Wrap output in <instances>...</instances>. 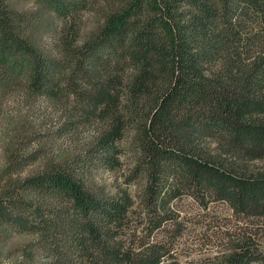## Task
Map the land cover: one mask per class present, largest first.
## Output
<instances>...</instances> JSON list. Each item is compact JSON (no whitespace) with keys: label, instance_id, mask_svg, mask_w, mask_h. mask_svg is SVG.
<instances>
[{"label":"trees","instance_id":"obj_1","mask_svg":"<svg viewBox=\"0 0 264 264\" xmlns=\"http://www.w3.org/2000/svg\"><path fill=\"white\" fill-rule=\"evenodd\" d=\"M40 1L68 21L62 56L21 37L0 0V107L15 93L41 98L60 111L59 138L93 131L74 159L44 151L30 168L12 151L0 226L36 236L50 264H161L168 251L150 237L184 195L264 218V168H252L264 165V0H128L82 46L75 22L88 0ZM123 147L126 184L143 183L142 237L127 189L99 197L86 183L91 170L121 167ZM221 264H264V250L243 237Z\"/></svg>","mask_w":264,"mask_h":264},{"label":"rangeland","instance_id":"obj_2","mask_svg":"<svg viewBox=\"0 0 264 264\" xmlns=\"http://www.w3.org/2000/svg\"><path fill=\"white\" fill-rule=\"evenodd\" d=\"M17 13L15 30L27 39L43 56L60 59L62 41L69 33L68 21L61 19L40 0H4ZM128 0H88L75 22L76 45L82 46L97 37L108 17L121 10ZM14 93V92H13ZM60 111L48 106L41 98H27L19 93L9 95L0 107V170L13 150L20 156L32 157L41 152L59 159H71L87 146L93 131L92 126L81 129L73 135L61 138L57 135ZM23 153V154H22ZM132 152L122 148V166L114 171L99 168L86 174L90 191L99 197L116 195L120 189H127L136 201L131 215L138 235H145V222L138 196L143 183L126 184V177L132 165ZM256 170L264 168L263 163H254ZM207 200V207L191 195L170 204L171 216L164 222L161 231L154 232L151 240L159 241L168 251L161 264H221L224 255L238 239L255 238L264 250V218H246L236 215L227 203ZM138 207V208H137ZM0 264H50L38 238L19 233L7 226H0Z\"/></svg>","mask_w":264,"mask_h":264}]
</instances>
